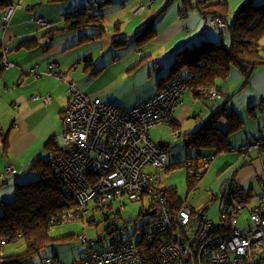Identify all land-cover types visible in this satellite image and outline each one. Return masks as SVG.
Returning a JSON list of instances; mask_svg holds the SVG:
<instances>
[{
    "label": "crops",
    "instance_id": "obj_1",
    "mask_svg": "<svg viewBox=\"0 0 264 264\" xmlns=\"http://www.w3.org/2000/svg\"><path fill=\"white\" fill-rule=\"evenodd\" d=\"M56 1L26 0L21 6L14 8L8 26L0 29V44L10 49V52L18 51L16 55H11L12 58H9V54L7 56L14 64L13 67L6 69L0 66L3 69V73H0V181L10 179L0 187V214L6 202L16 199L17 184L38 178L31 165H35L60 145L63 119L71 99V81L83 92L129 110L135 104L147 101L167 83L161 78L169 72L170 64L175 60L179 49L184 46L192 47L204 39L215 42L221 40L218 29L210 20L202 17L197 9L176 0L175 6L171 5L158 20L155 39L139 46L135 40L137 31L165 0H114L117 1L114 5L111 0L108 5L113 6H110L111 9L106 14L103 12L102 22L106 33L102 37L79 41L82 35L96 32L95 28L59 31L55 43L50 45L54 46L46 50L49 40L42 36L45 30L36 22L35 15L47 17L52 24L57 22L63 26L67 12L63 17L62 14L53 12L51 8ZM72 1L76 10L80 9V2L88 3V0ZM140 1L148 6L135 14L132 11ZM226 1L230 12L234 14L242 8L245 0ZM149 2L155 4L152 6ZM65 8L63 6L61 10L64 11ZM5 13L1 16V21ZM183 13L186 14L185 19L180 18ZM33 36L39 37V45L31 49L12 50L21 39ZM120 37L127 41L117 43ZM44 40L47 43L43 44ZM40 47H44L45 51ZM52 62L60 64L63 81L48 73ZM158 62L162 63V67L155 68ZM220 86L225 94L233 95L237 92L226 104V111H235L242 120L240 126H236L228 134L231 146L240 147L258 139L264 129V65L255 68L246 84L244 74L232 67L230 75ZM46 95H50L49 101L45 99ZM213 111L206 100L188 90L182 95L172 121L153 127L151 138L166 143L170 156L175 145L182 146L185 156L177 160L170 159L171 163L192 157L195 151H191L187 144L190 134L200 129ZM217 126L224 132L229 128L223 117ZM214 152L213 149L203 148V153ZM227 152L235 151L220 153ZM174 153L180 157L176 149ZM214 163L218 166L215 172L217 176L207 186V193L218 189L222 192L232 182L247 189L249 181L258 173H261L262 187L264 154L257 148L238 151L236 157L227 156ZM9 165H13L17 172H7L6 167ZM212 166L210 163L200 179L208 174ZM170 168L176 166L171 164ZM206 177L210 179V176ZM228 180V185H223ZM253 188L251 185L247 191H253ZM207 199L210 201L209 193ZM149 209L152 210L151 206ZM208 216L210 217L209 213Z\"/></svg>",
    "mask_w": 264,
    "mask_h": 264
},
{
    "label": "built area",
    "instance_id": "obj_2",
    "mask_svg": "<svg viewBox=\"0 0 264 264\" xmlns=\"http://www.w3.org/2000/svg\"><path fill=\"white\" fill-rule=\"evenodd\" d=\"M89 3L94 10L100 7L98 0H89ZM143 7L141 3L133 12L137 14ZM13 11L12 6L7 9L2 23L4 28ZM185 17V13L180 15L181 19ZM35 20L40 25L52 24L40 16ZM211 24L223 32L228 29L227 22L221 18L213 19ZM9 51L4 48L0 57V64L5 68L14 65L7 59ZM59 66L58 62H52L49 74L59 76ZM70 86L71 99L63 119L61 143L45 157L63 182L66 208L60 216L62 222L82 218L91 202L102 209L123 196L140 200L149 191L160 197L151 204L152 209H157L152 233L161 235L158 264H264V179L259 202L248 208L246 227L241 225L240 215L250 195L237 182L221 192L219 221L210 218L206 211H192L187 203L172 211L153 186L158 173L148 168L168 170L171 161L168 149L160 141L153 140L150 133L153 127L172 121L186 89V82L180 76L129 110L84 93L74 81ZM216 95L215 88L203 92L208 99ZM45 99L49 101L50 95ZM253 147L264 149V129L263 135L255 141L240 147L230 146L229 150L241 152ZM215 155L209 153L197 159H185L182 166L201 178ZM6 171L15 173L16 169L9 165ZM81 239L91 248L81 260L72 264H146L144 252L131 238L112 236L110 245L99 250L93 249L94 241L86 234H81ZM103 239L100 236L98 240ZM58 262L56 257L46 260V264ZM21 264L33 263L27 259Z\"/></svg>",
    "mask_w": 264,
    "mask_h": 264
},
{
    "label": "trees",
    "instance_id": "obj_3",
    "mask_svg": "<svg viewBox=\"0 0 264 264\" xmlns=\"http://www.w3.org/2000/svg\"><path fill=\"white\" fill-rule=\"evenodd\" d=\"M110 1L111 0H104L103 2L105 5H108ZM165 1V5H161L160 9L155 12L156 14L151 16L137 31L135 40L139 46L151 42L157 36V22L172 5L170 4L172 0ZM181 1L183 4L190 5L197 9L202 17L210 20V23L215 18H221L228 24L227 32H223L216 27L221 36L219 42L204 39L199 44L192 47L184 46L179 49L175 54V60L170 64L169 72L166 76L161 78L163 81L166 80L167 83L165 85L163 84L164 86L159 90L165 88L171 79L180 76L186 82V89L182 95L186 91L191 90L194 95H198L206 100L214 110L213 114L202 124L201 128L191 133L188 139L187 144L191 150L195 151V155L186 159H197L199 156L206 154L203 153V148L206 147L207 149L215 150L214 153L216 155L220 152L229 150L231 144L228 139V134L235 129L236 126H240L242 122L235 111L230 113L226 111V104L228 105L233 95L237 92L233 95L225 94L220 84L228 78L232 67H236L244 74L246 84L255 68L264 65V44L262 43V39L264 38V4H254L252 0L244 2L242 8L238 12L232 14L226 0ZM152 2L149 3L153 6L155 2ZM17 3L18 0H16V2L14 0H0V28L4 22L1 21V16H3L8 7L12 6L15 8V6L18 7L22 5L21 0L18 5ZM102 3H100L98 9L94 10L88 1V5L84 4V8L67 12L64 15L65 24L63 26L48 29L42 36L47 38L49 44H51L54 43V38L59 31L95 28L97 30L96 32L87 36L82 35L79 41L85 42L102 37L106 33V27L102 22L103 12L101 8L104 7ZM141 3L144 5L141 11L148 6L144 1H140L136 4L134 9ZM38 38V36H33L21 39L13 46L12 50H21L24 48L31 49L39 45ZM119 41L125 43L127 39L120 37L117 39V43H119ZM50 47L51 46L46 45L45 49L49 50ZM3 50L4 47L0 44V57L3 56ZM0 66L5 68L1 64ZM160 67H162L161 62L155 64V68ZM74 68L75 66H73L72 69ZM0 73H3V69L1 68ZM212 88L217 90V95L213 99L205 98L203 92L206 90L209 91ZM116 106L123 109L118 105ZM222 117L225 118L229 124L227 132L222 131L217 126L218 121ZM53 142L54 140L51 141V143ZM161 144L167 148L166 143L161 142ZM257 149L264 154V149ZM184 160L171 164H174L176 167H181ZM31 169L37 172L38 178L24 184H17L16 199L11 202H6L4 205V212L0 215V264H21L22 261L27 259H31L32 263L35 264V260H33L32 257L46 248L50 240H53L50 236V229L54 225L62 223L60 216L66 208V198L62 189V179L57 172L53 171V168L45 158H41L35 165H31ZM151 169L153 168H148V170ZM169 169L170 167L168 170ZM9 180V178H4L0 181V187L7 184ZM199 180L201 179L195 174L190 172L187 173L186 185L189 192L196 188ZM147 193L154 195L149 191L145 194ZM247 193L250 195V198L253 196L252 190L247 191ZM178 194L176 187L165 189L164 192H162L163 198L167 201L172 211L180 209L185 203ZM110 202L112 204L113 201ZM208 208L209 203H206L201 211L207 212ZM150 211L149 209V212ZM86 213L87 212H85L84 215ZM154 215H156V217L152 221L153 224L157 221V214ZM160 242L161 235L151 232L143 241L141 240L137 243L145 254L146 264H158V247ZM9 244L23 245L25 249L20 254L11 253L5 255L3 251L5 246ZM50 257L58 258V264H60L61 261L57 254L44 257V264H46L47 258Z\"/></svg>",
    "mask_w": 264,
    "mask_h": 264
},
{
    "label": "rangeland",
    "instance_id": "obj_4",
    "mask_svg": "<svg viewBox=\"0 0 264 264\" xmlns=\"http://www.w3.org/2000/svg\"><path fill=\"white\" fill-rule=\"evenodd\" d=\"M14 1L16 2V0ZM19 1L20 0H18V3ZM25 1L26 0H21V4L24 3ZM98 1L102 3L104 0H98ZM116 2L117 1L113 0L112 4L114 5V3ZM165 2L164 4H162V6L165 5ZM252 2L254 4H264L262 3L264 2V0H252ZM175 3L176 0H172L170 2V4L174 6ZM81 4L83 6H81ZM84 4L88 5L87 2H80L81 9L84 8ZM102 5H104V7L101 8V11L104 12L105 14L107 13L108 10L111 9L110 6H113V5L107 6L104 4V2L102 3ZM63 6H66L64 11L61 10ZM156 8L157 10H159L160 9L159 5ZM51 10L58 15L59 13L62 14L61 16L63 17L65 12H71L76 9H74L72 0H67V2H65V0H57L55 2V6H53ZM187 10H189L188 7ZM35 16H40V15H35ZM53 25L55 26L53 27ZM60 26L61 25L56 22L51 24V26L41 25V28L42 30H45L44 32H46L48 31V29L60 27ZM42 43L43 44L47 43V40L42 41ZM54 43H55V38H54ZM262 43L264 44V38L262 39ZM47 45L50 46L51 44L48 43ZM40 48L44 50V47H40ZM40 48L38 50H41ZM17 52L18 51H12V52L9 51L7 53V56L9 54V58H12L11 55H16ZM49 71L50 69L48 70V73ZM58 72H59V76L57 77L61 81H63L64 75L63 76L61 75L62 73L60 72V66L58 68ZM90 96L94 97L93 95ZM176 147L177 146L175 145V147H173L171 151L172 154V156H170L171 160H175V159L177 160L178 158H183L182 156H185V151L182 150V146H178L177 148ZM175 149L177 150V153L180 154L179 155L180 157H178V155H175L174 153ZM231 151H235V152L218 154V156H216L211 161L213 166L209 169L208 174H206V176L207 175L208 177L210 176V179H207V177L205 176L203 179L199 180L196 188L194 190H191L190 192L188 191L186 185V175L188 173V170L183 166L170 168L168 171H166V169H153L154 172L158 173V178L153 181V186L158 189V192L161 194L162 197H163L162 192H164L165 189L176 187L179 193L178 194L179 197L182 199V201H185L187 204H189L190 209L193 211H198L203 209L204 205L209 202V208L207 209V214L209 213L210 218H213L215 221H219L221 189H218L217 191H213V192H208L209 200H210L208 201L207 186L210 184V182H212V180H216L217 173L215 172H217L218 166L214 162L231 155H235L236 157L239 150H231ZM181 160L182 159L178 161ZM260 176L261 173L260 174L258 173L254 178H252L249 181L247 185L248 190L251 187V185H253L254 188L252 191L253 196L247 202V206L244 208V211L240 215L241 218L240 220L243 221L241 222V225L244 227H246L247 218L249 215L248 208L259 202V194L262 189ZM229 182L230 181L228 180L223 185H228ZM159 198L160 197L158 194L151 195L149 193L145 194V196L141 200H132L129 199L128 197H122L119 200H114L112 204L108 203L109 205L108 204L105 205L103 209L98 208L101 210H98L97 205L94 202H91L86 207V209H89L88 212L82 218H79L72 222L71 221L62 222L60 224L54 225L50 229V234H51L50 236L53 240H50V243L46 248H44L41 252L35 254L32 257L33 260H35V264H44V257L53 254H57L59 256L61 261L60 264H72L74 261L80 260L83 257L84 253L91 248L82 241L81 234L83 233L86 234L90 240L94 241L93 249L96 250L109 246L110 239L112 236L131 238L136 243H139L141 240L143 241L146 238V236L152 232L153 229L152 221L156 217V215H149V208L151 204L155 200H159ZM3 212L4 210L2 211L1 214H3ZM120 231L122 232V234H120ZM100 236L104 237L102 241L98 240ZM24 249L25 247L23 245L9 244L5 246L3 252L5 255L11 253L20 254L21 252L24 251Z\"/></svg>",
    "mask_w": 264,
    "mask_h": 264
},
{
    "label": "water",
    "instance_id": "obj_5",
    "mask_svg": "<svg viewBox=\"0 0 264 264\" xmlns=\"http://www.w3.org/2000/svg\"><path fill=\"white\" fill-rule=\"evenodd\" d=\"M156 212L157 211L154 209V210H152V211L149 212V215H154V214H156Z\"/></svg>",
    "mask_w": 264,
    "mask_h": 264
},
{
    "label": "clouds",
    "instance_id": "obj_6",
    "mask_svg": "<svg viewBox=\"0 0 264 264\" xmlns=\"http://www.w3.org/2000/svg\"><path fill=\"white\" fill-rule=\"evenodd\" d=\"M99 3H100V2H99ZM185 203H186V202H185ZM189 207H190V206H189ZM151 209H152V208H151ZM152 210H154V209H152ZM152 210H151V211H152ZM192 211H193V210H192Z\"/></svg>",
    "mask_w": 264,
    "mask_h": 264
},
{
    "label": "flooded vegetation",
    "instance_id": "obj_7",
    "mask_svg": "<svg viewBox=\"0 0 264 264\" xmlns=\"http://www.w3.org/2000/svg\"><path fill=\"white\" fill-rule=\"evenodd\" d=\"M157 211V209H155Z\"/></svg>",
    "mask_w": 264,
    "mask_h": 264
}]
</instances>
